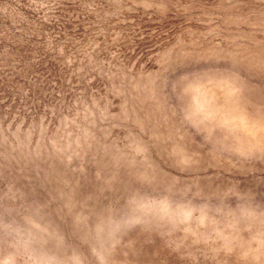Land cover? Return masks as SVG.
Instances as JSON below:
<instances>
[{
	"label": "rangeland",
	"instance_id": "1",
	"mask_svg": "<svg viewBox=\"0 0 264 264\" xmlns=\"http://www.w3.org/2000/svg\"><path fill=\"white\" fill-rule=\"evenodd\" d=\"M0 264H264V0H0Z\"/></svg>",
	"mask_w": 264,
	"mask_h": 264
}]
</instances>
